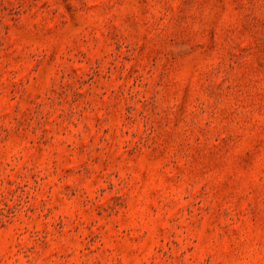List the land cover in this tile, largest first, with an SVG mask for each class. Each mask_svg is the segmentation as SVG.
Wrapping results in <instances>:
<instances>
[{
    "label": "rangeland",
    "instance_id": "rangeland-1",
    "mask_svg": "<svg viewBox=\"0 0 264 264\" xmlns=\"http://www.w3.org/2000/svg\"><path fill=\"white\" fill-rule=\"evenodd\" d=\"M0 264H264V0H0Z\"/></svg>",
    "mask_w": 264,
    "mask_h": 264
}]
</instances>
